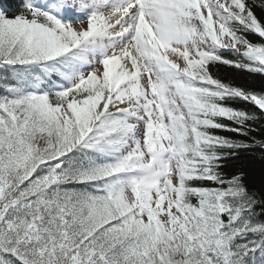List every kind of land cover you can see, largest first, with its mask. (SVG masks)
I'll return each mask as SVG.
<instances>
[{"label":"snow or ice","instance_id":"snow-or-ice-1","mask_svg":"<svg viewBox=\"0 0 264 264\" xmlns=\"http://www.w3.org/2000/svg\"><path fill=\"white\" fill-rule=\"evenodd\" d=\"M257 132L264 0H0V264H264Z\"/></svg>","mask_w":264,"mask_h":264},{"label":"trees","instance_id":"trees-1","mask_svg":"<svg viewBox=\"0 0 264 264\" xmlns=\"http://www.w3.org/2000/svg\"><path fill=\"white\" fill-rule=\"evenodd\" d=\"M258 15H259V10H257ZM219 75L226 79V80H232L235 79L238 82H240V77L235 75V70H231V69H226L223 66H221V69L219 71ZM261 136H264V132H257V138H260Z\"/></svg>","mask_w":264,"mask_h":264}]
</instances>
